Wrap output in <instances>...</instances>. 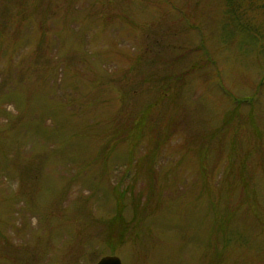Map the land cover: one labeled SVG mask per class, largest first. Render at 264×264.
<instances>
[{
	"label": "rangeland",
	"instance_id": "374dc122",
	"mask_svg": "<svg viewBox=\"0 0 264 264\" xmlns=\"http://www.w3.org/2000/svg\"><path fill=\"white\" fill-rule=\"evenodd\" d=\"M264 0H0V264H264Z\"/></svg>",
	"mask_w": 264,
	"mask_h": 264
},
{
	"label": "water",
	"instance_id": "95a60500",
	"mask_svg": "<svg viewBox=\"0 0 264 264\" xmlns=\"http://www.w3.org/2000/svg\"><path fill=\"white\" fill-rule=\"evenodd\" d=\"M97 264H123L121 259L116 256L103 257Z\"/></svg>",
	"mask_w": 264,
	"mask_h": 264
},
{
	"label": "trees",
	"instance_id": "16d2710c",
	"mask_svg": "<svg viewBox=\"0 0 264 264\" xmlns=\"http://www.w3.org/2000/svg\"><path fill=\"white\" fill-rule=\"evenodd\" d=\"M261 34H262V37H264V33H262V32H260ZM259 32H258V34H260ZM264 41V40H263Z\"/></svg>",
	"mask_w": 264,
	"mask_h": 264
}]
</instances>
